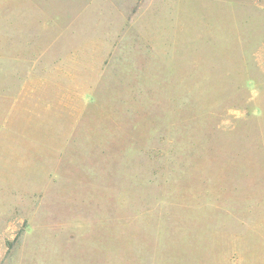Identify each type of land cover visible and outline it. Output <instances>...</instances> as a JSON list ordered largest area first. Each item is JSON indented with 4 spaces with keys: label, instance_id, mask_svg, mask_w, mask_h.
I'll use <instances>...</instances> for the list:
<instances>
[{
    "label": "rangeland",
    "instance_id": "obj_1",
    "mask_svg": "<svg viewBox=\"0 0 264 264\" xmlns=\"http://www.w3.org/2000/svg\"><path fill=\"white\" fill-rule=\"evenodd\" d=\"M0 264H264V0H0Z\"/></svg>",
    "mask_w": 264,
    "mask_h": 264
}]
</instances>
